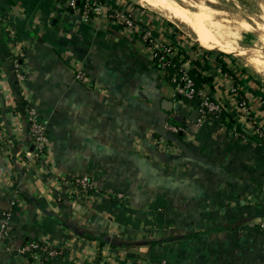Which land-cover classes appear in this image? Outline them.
Listing matches in <instances>:
<instances>
[{
	"label": "crops",
	"instance_id": "1",
	"mask_svg": "<svg viewBox=\"0 0 264 264\" xmlns=\"http://www.w3.org/2000/svg\"><path fill=\"white\" fill-rule=\"evenodd\" d=\"M101 3L86 19L57 0H0V264H96L100 251L98 264H264V85L141 4ZM144 28L212 78L210 97L245 136L191 120L197 106L174 97ZM19 96L46 127L44 153ZM85 176L88 194L73 184ZM32 241L63 253L31 263Z\"/></svg>",
	"mask_w": 264,
	"mask_h": 264
},
{
	"label": "built area",
	"instance_id": "2",
	"mask_svg": "<svg viewBox=\"0 0 264 264\" xmlns=\"http://www.w3.org/2000/svg\"><path fill=\"white\" fill-rule=\"evenodd\" d=\"M77 2L79 0H67V5L69 8L75 10L77 8ZM102 10L101 0H85V7L83 12V17L86 19L92 18L91 14H98ZM125 19V27L129 30L136 31V25L131 16L124 14L121 16ZM141 34L143 35L144 43H149L152 47L151 52L153 53V57L159 55L160 63H161V73L164 75V72L167 67L170 66L173 58L177 56V51L172 45L162 44L157 41L153 33L150 29H142ZM146 44V43H145ZM15 67L17 69L18 75H20V65L18 62H15ZM21 77V75H20ZM78 80H84V74L79 73L77 76ZM172 90L175 98H184L189 102L193 101L198 97L200 99L201 104L199 105V110L201 115L204 117L209 116L210 113H218L223 109V105L221 103L213 102L210 94L208 93V85H205L201 89H197L195 83L191 79L188 74V71L184 68L182 69V76L177 78L176 76L172 78ZM234 94L238 96L237 90H233ZM239 101V106L249 115V109L247 106V102ZM26 114L28 115L27 120L29 123L30 132L32 134L34 140V147L39 153H44L47 148V130L45 125L38 119L35 110L32 108L26 109ZM168 130L173 132H179L182 128L167 126ZM73 184L77 187L80 193L88 194L93 191L94 186L93 182L89 177H81L77 178L73 181ZM121 198V196H119ZM9 216L6 215L4 219L0 220V229L4 233L5 236L10 233L9 226ZM36 250H39V253H35ZM23 253L32 252L35 261L39 258L40 255H57L60 256L63 253L62 249L51 250L47 246H41L40 243L34 242L25 246L22 249Z\"/></svg>",
	"mask_w": 264,
	"mask_h": 264
},
{
	"label": "rangeland",
	"instance_id": "3",
	"mask_svg": "<svg viewBox=\"0 0 264 264\" xmlns=\"http://www.w3.org/2000/svg\"><path fill=\"white\" fill-rule=\"evenodd\" d=\"M132 1L154 12L164 22L172 24L175 30L185 36L189 44H194V46L204 50H211L215 54H227L221 50L208 49L201 46L197 35L184 24L168 18L150 5L140 3V0ZM193 1L196 2L197 0ZM164 3L179 7L190 17L195 16L194 10L180 0H167ZM161 5L162 3L159 2L157 6L160 7ZM207 5L211 10L221 13L220 19H225L231 24L229 27L235 29L236 35L233 39H230V42L235 43L238 50L227 55L231 59L233 66L237 71L242 72L243 75L250 77L258 84L264 85V74L254 62V60L264 62V0H214L213 2H207ZM243 22L249 25L250 30H245L241 27Z\"/></svg>",
	"mask_w": 264,
	"mask_h": 264
},
{
	"label": "bare ground",
	"instance_id": "4",
	"mask_svg": "<svg viewBox=\"0 0 264 264\" xmlns=\"http://www.w3.org/2000/svg\"><path fill=\"white\" fill-rule=\"evenodd\" d=\"M180 1L194 10V17L188 16L175 5L165 4L164 2H167V0H140V3L150 5L168 18L177 20L187 26L197 35L199 43L205 48L221 50L227 54L235 53L238 50L237 45L230 42V39H233L236 35L235 29L229 27L231 24L228 21L220 19L221 13L211 10L207 5V2H213L214 0ZM159 2L162 3L160 7L157 6ZM192 14L194 15V13ZM241 27L250 30L249 25L245 22L242 23ZM254 62L264 74V62L260 60H254Z\"/></svg>",
	"mask_w": 264,
	"mask_h": 264
},
{
	"label": "trees",
	"instance_id": "5",
	"mask_svg": "<svg viewBox=\"0 0 264 264\" xmlns=\"http://www.w3.org/2000/svg\"><path fill=\"white\" fill-rule=\"evenodd\" d=\"M57 1H59V2H61L63 4H65L67 2V0H57ZM77 3H79V5L77 6L76 10H79L80 14L83 15L84 7H85V0H79V2H77ZM91 16L93 17L94 14H91ZM1 30H2L3 35L6 36V39H7V41L9 43L14 44L16 42V39L13 38L8 31L4 30V28L3 29L1 28ZM141 38H143V35L141 36ZM145 43H146V46L148 48L152 47L149 43H147V42H145ZM224 55L227 56L228 54H224ZM20 57L21 56H19L17 58L18 59L17 60L18 63H19V61H21ZM154 60L156 62L157 68L161 71L162 67H161L159 55L155 56ZM183 63L184 62L178 61L177 58L175 57V58L172 59L170 66L166 68V70L164 72V77L171 84H172V78L173 77L176 76L177 78H180L182 76V69H183L182 68V65H183ZM222 69L230 73V69L228 67L222 66ZM188 74L191 77V79L193 80V82L195 83V86H196L197 89H201L205 85H210V86L213 85L212 78L206 76L200 69H198V67L194 66L193 64H192L190 70L188 71ZM230 75L232 77H235L232 72L230 73ZM179 100L180 101H184L185 103L189 102L188 100H186L184 98H179ZM212 101L215 102V100H213V99H212ZM191 103L194 106H197V105H200L201 104L200 99L198 97H196V99H194L193 101H191ZM27 106H28V102L25 100V98H22V96H19V108H20V110L22 112H24L25 119H26V121L28 123V120H27L28 115L25 112L26 109H27ZM209 116L212 117L213 119L217 120L220 124H223L227 128L232 129L233 132H234V134H236V135H238L240 137H242L243 135L244 136L246 135L243 131L240 130L239 127H234V126H236V123L237 122L235 121V119H233V117L229 113L226 112V110H225L224 107H223V109L220 112H218V113H210ZM171 124L172 125H175V126H180L182 128L184 127V126H182L177 121H172ZM177 135H178V137L180 136L179 134H177ZM261 139H263V138H261ZM32 243H34V241L26 243L25 246H27L29 244H32ZM101 244H103V243H101ZM40 245L41 246H45L43 244H40ZM35 253H39V250H36ZM27 254L29 256L30 262L31 263H34L35 262V259L33 257V253L32 252H27ZM100 257H101V251L98 254V258L96 260V264L100 263V261H101L100 260Z\"/></svg>",
	"mask_w": 264,
	"mask_h": 264
},
{
	"label": "water",
	"instance_id": "6",
	"mask_svg": "<svg viewBox=\"0 0 264 264\" xmlns=\"http://www.w3.org/2000/svg\"><path fill=\"white\" fill-rule=\"evenodd\" d=\"M79 5V3H77V6ZM172 108H173V103L171 101H168V100H164L163 101V109L167 112H171L172 111ZM197 108L199 109V105H197ZM195 110V112L193 113V116L191 118V120L193 122H198L199 119L201 118V112L200 110Z\"/></svg>",
	"mask_w": 264,
	"mask_h": 264
}]
</instances>
